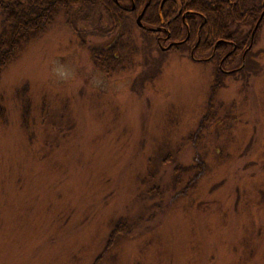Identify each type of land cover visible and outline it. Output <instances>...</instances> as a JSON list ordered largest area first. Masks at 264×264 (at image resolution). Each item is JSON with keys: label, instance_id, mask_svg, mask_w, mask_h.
Returning a JSON list of instances; mask_svg holds the SVG:
<instances>
[{"label": "rangeland", "instance_id": "rangeland-1", "mask_svg": "<svg viewBox=\"0 0 264 264\" xmlns=\"http://www.w3.org/2000/svg\"><path fill=\"white\" fill-rule=\"evenodd\" d=\"M75 1L0 50V264H264V20L226 75Z\"/></svg>", "mask_w": 264, "mask_h": 264}, {"label": "flooded vegetation", "instance_id": "flooded-vegetation-1", "mask_svg": "<svg viewBox=\"0 0 264 264\" xmlns=\"http://www.w3.org/2000/svg\"><path fill=\"white\" fill-rule=\"evenodd\" d=\"M146 1L143 6L141 5V11L136 12V9L140 6L136 4V0H114L120 11L128 12V18L135 17L136 20L134 21L138 25L140 18L139 27L141 30L148 31L151 34L154 33V38L159 43L161 51L176 52V50L186 47L190 53L191 61L212 65L213 60H219L218 69L220 74H239L248 70L249 64H247L246 56L256 45V35L263 24L264 0L261 3L262 10L259 18L256 17L251 20H248L247 16L243 17L241 15L244 12L251 13L256 9L251 0H246L240 4L232 0H206L202 2L198 0L196 3L193 1L196 7L207 10L208 17L199 8L192 9V4L187 6L181 0H161L157 10H152L153 0ZM167 9L168 13L165 14ZM221 9H224V11ZM230 9L239 12L240 15H236V18L227 15L231 11ZM223 12H226L225 15H223ZM217 16L225 22L228 18L227 26L218 25L228 32L222 35L221 38L210 41L211 29L217 28V23H214L212 19ZM178 20H181V24H178ZM176 23L177 25H173ZM208 24H210V27L206 30L205 27ZM242 24L243 26L253 24L252 31L246 36H241L240 28ZM206 47L208 49L200 54V49L204 50Z\"/></svg>", "mask_w": 264, "mask_h": 264}, {"label": "trees", "instance_id": "trees-1", "mask_svg": "<svg viewBox=\"0 0 264 264\" xmlns=\"http://www.w3.org/2000/svg\"><path fill=\"white\" fill-rule=\"evenodd\" d=\"M69 1L70 0H0V8L2 9V15H3L2 17L4 18V24L6 25V26H3L4 27L3 31L10 29L8 31L9 35H7L6 37L1 36L0 50L4 49V51H6L5 49L6 45L17 43L18 41L23 39L22 38L23 36L25 39L30 35V33H33L34 36L38 34H42L44 29H46V27L48 26V24L52 23V21L54 20L55 14L58 12L57 10L60 8H65L64 5L66 4L67 6H69L67 3ZM160 1L161 0L152 1V6H151L152 10H157L158 4ZM181 1L184 4H187V6L188 4H192V9L199 8L193 4V1L196 3V1L198 0H181ZM199 1L202 2L206 0H199ZM232 1H237L240 4L241 2H245L246 0H232ZM251 1L253 2L252 5H254L256 9L253 10L251 13L244 12L241 15L243 17L247 16L250 19H255L256 17H259L258 15L261 13V10H262L261 3L263 0H251ZM72 2L75 3L76 1L72 0ZM98 2H99L98 4L103 5L104 11L107 14L109 13L108 16L110 20H113L111 21L113 25L115 23L114 21H116V18L118 17L116 14L120 15L123 12L120 11V9L117 7V5L115 4L113 0H99ZM145 2L147 1L146 0H139V1L136 0V4L140 5V7L141 5L143 6ZM76 4L77 3H75L74 5ZM200 10L206 17L209 16L207 14V10L205 9H200ZM221 10L224 11V9H221ZM230 10L231 11H229L227 15L232 16L233 18H236L237 16L240 15L239 12L233 11L232 9ZM38 11H40L41 14L38 13ZM115 12L116 14L113 15V13ZM167 13H168V9L166 10L165 14ZM225 13L226 12H223V15H225ZM31 21H32V24L30 26H27L30 24ZM212 21L214 23H217L216 27L218 28L219 27L218 25L227 26L228 18H227V22H225L224 20L221 21V19L217 16L216 18L212 19ZM177 22L178 24H181V20H178ZM173 25H177V23ZM209 27H210V24H208L205 27V29L207 30ZM217 28L211 29L210 41L221 38L222 35L228 32V31L226 32L225 29H221L220 27L218 29ZM24 31H29V33H25ZM20 33H23L25 35L21 36ZM29 39L30 38L26 39L25 41ZM208 47H206L204 50L200 49V54H203L208 49ZM97 50L98 49H92L90 53L92 54L93 61L96 64L100 63L99 65L97 64V66H99L100 68H102L104 65L105 66L104 69L107 70L108 66L106 68V65L109 64L110 60H113V58L117 60V58H115V53H114L115 51L112 49H109L107 52L102 50V54H97L99 53ZM110 55L113 56V58H111ZM213 89H217V88L214 87ZM207 118H208V115L205 117V119Z\"/></svg>", "mask_w": 264, "mask_h": 264}, {"label": "water", "instance_id": "water-1", "mask_svg": "<svg viewBox=\"0 0 264 264\" xmlns=\"http://www.w3.org/2000/svg\"><path fill=\"white\" fill-rule=\"evenodd\" d=\"M138 23H139V25H140V18H139V20H138Z\"/></svg>", "mask_w": 264, "mask_h": 264}]
</instances>
